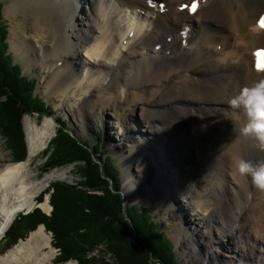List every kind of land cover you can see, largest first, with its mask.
Here are the masks:
<instances>
[{
	"label": "bare ground",
	"instance_id": "obj_1",
	"mask_svg": "<svg viewBox=\"0 0 264 264\" xmlns=\"http://www.w3.org/2000/svg\"><path fill=\"white\" fill-rule=\"evenodd\" d=\"M16 10L35 18L39 34L46 28L40 20L54 31L44 57L18 25L10 33L25 65L51 68L40 82L48 98L65 96L75 86L82 103L74 120L85 130L101 110L114 119L119 135L116 131L113 152L121 153L127 171L123 202L127 187L146 199L150 194L144 192L152 190L157 206L162 196L163 213L175 210L183 237L174 233L189 264H215L223 239L222 264H234L235 258L238 264L244 258L264 264V191L254 193L251 178L244 184L247 178L234 170L241 158L264 163V150L240 135L247 117L229 104L242 88L264 78V66L257 68L258 53L264 51V28L257 23L264 17V0H12L9 13ZM26 129V160L6 162L0 151V241L18 213L52 210L49 197L42 203L36 197L54 173L36 181L30 170L55 136L56 123L46 117L38 126L28 119ZM107 131L109 140L111 126ZM84 141L93 152L97 143ZM230 216H237L233 223ZM54 253L41 225L0 264H48Z\"/></svg>",
	"mask_w": 264,
	"mask_h": 264
},
{
	"label": "trees",
	"instance_id": "obj_2",
	"mask_svg": "<svg viewBox=\"0 0 264 264\" xmlns=\"http://www.w3.org/2000/svg\"><path fill=\"white\" fill-rule=\"evenodd\" d=\"M3 8L0 3V132L7 140L12 159L21 162L27 157L23 114L47 113L51 108L34 94L37 81L25 76L7 54L9 46ZM3 97L8 101L1 102ZM58 121L61 129L52 142V153L45 168L83 162L78 170L84 178L80 183L82 189L51 185L52 215L48 217L35 210L29 215L19 216L7 232V248L0 256L19 240L26 239L39 225H44L54 233L55 240L60 241L56 243L60 249L63 248L62 243L71 244L67 250L64 248V254L56 261L74 258L78 264H91L88 252L105 245L116 264H180L174 243L161 231L160 223L154 220L149 208L138 204L124 207L120 193L122 183L115 161L108 159L110 165L101 168L93 158L88 142L72 138L63 117ZM99 150L101 145L95 148V153L98 154ZM97 156L101 157L100 154ZM101 189L105 192L102 196L89 193Z\"/></svg>",
	"mask_w": 264,
	"mask_h": 264
},
{
	"label": "rangeland",
	"instance_id": "obj_3",
	"mask_svg": "<svg viewBox=\"0 0 264 264\" xmlns=\"http://www.w3.org/2000/svg\"><path fill=\"white\" fill-rule=\"evenodd\" d=\"M0 3H2L4 5V8L2 9V15H3V20L5 21L6 27H7L6 42L9 46L7 54H10L14 65L18 64L20 66L21 71L23 72V74L25 76H29V78L35 79V81H37L36 86H35V90H34V94L38 98H40L43 102L47 103V106L51 107L50 110H47L48 111L47 113L46 112L45 113L33 112V113H30L29 115L23 116L22 122L24 125L22 124V126H23V130H24L23 132H25V134H26V138L28 137L27 129H26V121H28V119H31L34 123H36L39 126L41 124V122L43 121V119L48 117V118L55 121L56 131H57L58 128L61 129V124L58 120H59V118L63 117V120H65V122L67 124L68 130L73 132L74 135L80 141H84V139H88L89 142L93 145L95 142L97 143V140L99 138L97 145H95V147H94L93 157L95 160L98 161L100 167H102V168H104L106 166V164L110 165L108 163V162H110L108 159H110V160L113 159L115 161L114 165L116 164V166H118V168H119L118 176H119L120 181L122 183L121 190L124 192V190H123L125 188L124 187L125 186L124 179H125L127 171L125 169L126 167H124V165L121 162V158H119L117 156V155H120L121 153L120 152H116V153L113 152L115 149L114 148L115 147L114 146L115 141H117V139H115L117 137V133H116L117 130H114L112 128V126H114L117 129V126L115 125L114 119L109 117V114H106L104 110H101L100 113H98L99 118H96V119L94 118L93 126L92 125L89 126L90 131L85 130L84 129L85 126L83 127L82 123L79 124L78 122H76V119L74 120V117H76V111H78L79 105H81V103H82V98L79 96V92H80L79 90L80 89L76 88L75 86L71 87L68 91V94L65 96H63L62 94H58L57 97L48 98L47 91H45L46 88L44 86H42V84L40 82L42 81L43 75H45L44 77L47 78L49 73L52 72L51 68H50V71H49V69H44L47 67L48 63L43 68L38 66L39 63L29 65V66L25 65L26 64V59H25L26 57L23 56L22 52H20L16 48L14 43L11 41V39H10L11 34L10 33H11L12 25H18L19 26L18 31L21 33V35L23 34L24 38L31 39L30 41L32 43L34 42V44H36L38 46V50L40 51L39 54L44 57L42 52L45 51V49H47L50 44L52 45V42L54 41V38H53L54 31L52 29L50 30L49 28H47V25L45 24L44 20H40V23L43 26H45L46 28L39 34L37 32V28L35 26L36 25L35 18L30 14L28 15L27 11L16 10L13 14H11V13H9V10H10V5L12 3V0H0ZM75 13L77 15V12H75ZM32 47H33V45H32ZM83 55H84V53L82 54V58H83ZM84 58H86V57H84ZM32 60H33V58H32ZM42 69H44V70H42ZM144 85H146V84H144ZM130 113H131V109H127L125 111V114H127V115H130ZM91 120H93V118ZM75 125L81 126L82 128H80V129H82V132L80 130L76 129ZM109 126H111V132H110L111 134L110 135L112 136V138H110L108 140L106 134L108 133L107 130H108ZM138 127L140 129L142 126L140 125ZM56 131H55V136L58 135V132L56 135ZM118 135H119V132H118ZM55 136H53L52 139H54ZM93 138H94V142H91L93 140ZM52 139H51V141H49V143L46 145V147L38 154V156L33 160L32 165H31L32 167L30 170L32 172V174L35 176L33 179L36 181L42 180L44 178V175H46V174L54 173V177L50 181H48L47 184H45L46 187L44 188V190L41 191L40 193H38V196L36 197V201H38V203L44 202L47 199L46 197H49L48 201H49V204H50L52 210H51V212L46 213L42 208L39 207V208H36L34 210L32 209L29 212L18 213L13 218V220H11L9 227L6 230L5 235L2 237V239L0 241V253H2L4 251V248H7L6 247V245L8 243V242H6L7 241V236H6L7 232L10 229L12 223L19 216L29 215V214L33 213L35 210H39L45 216H48V217H50L52 215L53 207H52V203H50L51 202L50 195L46 194V191L48 190L49 186H51L53 184H55V185L59 184L60 188L63 187L64 189H66L67 187L76 186L77 184H79L82 181V179H84L83 176L78 172L80 166H83L80 164V162L78 165L76 163L65 164L63 166H59L61 168H57V169H55V168L46 169L45 168L46 167L45 157L48 153H50V151L52 149L51 148L52 142H53ZM99 144L101 145V150H99V152H98V154H100V156H101L100 158H98V156H97L98 154L95 153V148L99 147L100 146ZM27 147H28V144H27ZM0 151L3 154H5L4 158H2V159L5 160L6 162L7 161L18 162L16 160L12 159L11 151L8 147L7 140H6L5 136L2 135L1 132H0ZM107 152H109V154H107ZM191 154H193V153L191 152ZM141 178L146 179L147 175H142ZM247 182H248V178L245 180L244 184ZM127 188L129 191V193L127 192V194H126V196L128 197V200H126V204L124 203L125 204L124 207L125 208L127 206L132 207L133 204H138V205L148 207L149 211L151 212V214L154 217V220L156 222L160 223L161 231H163V233H166L168 238L171 239L172 242L174 243L175 254L179 258L180 264L191 263V262H188L186 260L187 257H185V255L183 253L184 252L183 248H181V241L182 240L180 239V237L176 236L174 233V231H176L180 234L181 237H183V232L181 231V226L177 227L176 225H178V224H176L175 220L173 219L176 216V215H174L175 210H169L168 213H166V214L163 213V210H164L165 205H166V201H164L162 196L160 198L158 197L159 204H158V206L155 205L157 203V200H156L152 190L149 192H147V190H146L144 192V194H147V193L150 194V199H146L145 197H143L142 193L140 195H137V194L135 195L131 192L132 189L130 187H127ZM244 190L248 191V188L247 187H241V191L243 192ZM195 191H196V189H193V191H191L189 193V196L194 194ZM154 192H156V194H158V193L161 194L159 192V190H156ZM255 192H261V191L260 190L257 191V189H256L254 191V193ZM134 193H135V191H134ZM45 195H47V196L45 197ZM152 196L154 197L153 201H151ZM216 198H218V197L216 196ZM179 199L181 200V198H179ZM218 199H219L218 200L219 203L222 204L223 199L221 198V195H219ZM175 200H177V198H175ZM200 200L198 199L197 202L200 203ZM129 201H131L132 203H130ZM241 203H242V200L238 194L237 199H236V203H235L236 207L239 208V204H241ZM127 204H129V205H127ZM36 206H37V204H36ZM182 210H183V208H182ZM233 211H232V213H233ZM236 217L237 216H230V222L233 223L235 221ZM242 219L243 218H241L239 220V221H241V223L244 222ZM39 226H41V225H39ZM37 228H36V230H37ZM34 231H32V232H34ZM32 232H30L29 235ZM45 232L51 238L52 247L55 249L54 257L51 259V262L48 264H66V263H70V262L73 264H78V260H76L74 258L69 259V260L59 259L58 261H56V259L61 254L62 255L64 254V248L67 250V248L70 247L71 244L62 243L61 248L62 247L63 248L60 249L58 246L59 244H56L60 241L55 240L54 233L51 231H48L46 228H45ZM28 236H27V238H28ZM236 236H237V234L234 236H231V238L236 237ZM21 241H25V239L19 240L17 244H19ZM225 243H227V240L223 239L222 244L219 245L220 246L219 249L217 248V250H216V252L218 253L216 259L218 261H216L215 264H222L223 262H225V260L219 262V257L222 259H225L224 254H226V252H225V249L223 248L225 246ZM15 246L16 245L11 247L10 249L14 248ZM228 246H230V245H228ZM232 246H235V245H232ZM4 255L5 254H2L0 256V258ZM87 258L92 260L91 264H116L114 256L112 254L108 253L105 245H99V246L95 247L92 251L88 252ZM236 259L237 258L233 259L234 264H238ZM214 261L215 260H213V262H211V264H213ZM242 264H248V262L245 261V258L242 260Z\"/></svg>",
	"mask_w": 264,
	"mask_h": 264
},
{
	"label": "clouds",
	"instance_id": "obj_4",
	"mask_svg": "<svg viewBox=\"0 0 264 264\" xmlns=\"http://www.w3.org/2000/svg\"><path fill=\"white\" fill-rule=\"evenodd\" d=\"M233 108H242L246 122L238 129L240 135L254 139L258 147L264 150V78L251 82L242 88L238 96L229 101ZM235 173L251 178L252 185L264 191V163L253 165L243 158L234 164Z\"/></svg>",
	"mask_w": 264,
	"mask_h": 264
},
{
	"label": "water",
	"instance_id": "obj_5",
	"mask_svg": "<svg viewBox=\"0 0 264 264\" xmlns=\"http://www.w3.org/2000/svg\"><path fill=\"white\" fill-rule=\"evenodd\" d=\"M4 98H5V100H4ZM8 100H6V97H3V99L1 100V102H7ZM25 115H29V114H23V116H25ZM23 118V117H22ZM22 124H23V122H22ZM24 125V124H23ZM58 130H60L59 128L57 129V131H56V135H57V132H58V135H59V131ZM24 131V130H23ZM24 133V139L26 138V134H25V132H23ZM58 135L57 136H55V138L54 139H52V140H55L57 137H58ZM70 135H71V137L72 138H74V139H76L77 141H79V139L74 135V133L73 132H70ZM25 144H26V148H27V155H28V147H27V138L25 139ZM51 153H52V149H51V151H50V153H48L47 155H46V157H45V160H46V162H47V160H48V158L50 157V155H51ZM27 158V157H26ZM94 158V157H93ZM74 163H76L77 165L79 164V162H74ZM72 164V163H71ZM80 164L81 165H84V163L83 162H80ZM57 168H61V167H55V169H57ZM102 168V167H101ZM84 181V179H82V181L81 182H83ZM80 182V183H81ZM80 183L79 184H77L76 186H73V187H75V188H77V189H82V186H80ZM48 192L46 193L47 195H51L52 193H53V190L52 189H50V186L48 187V190H47ZM89 193H94V194H96V195H100V196H102V195H104L105 194V192H104V189H101V190H98V191H89ZM47 195H45V197L47 196Z\"/></svg>",
	"mask_w": 264,
	"mask_h": 264
},
{
	"label": "snow or ice",
	"instance_id": "obj_6",
	"mask_svg": "<svg viewBox=\"0 0 264 264\" xmlns=\"http://www.w3.org/2000/svg\"><path fill=\"white\" fill-rule=\"evenodd\" d=\"M195 7H196V5H195V2L192 4V6H191V10H195ZM257 23H258V26H260V27H262V28H264V17H261L258 21H257Z\"/></svg>",
	"mask_w": 264,
	"mask_h": 264
}]
</instances>
